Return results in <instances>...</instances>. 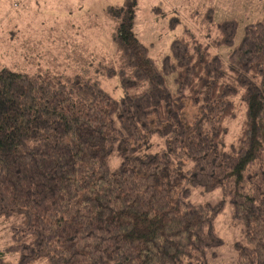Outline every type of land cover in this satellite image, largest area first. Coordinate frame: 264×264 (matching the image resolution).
I'll return each mask as SVG.
<instances>
[{
	"label": "trees",
	"instance_id": "obj_1",
	"mask_svg": "<svg viewBox=\"0 0 264 264\" xmlns=\"http://www.w3.org/2000/svg\"><path fill=\"white\" fill-rule=\"evenodd\" d=\"M137 11V0L107 7L114 61L0 71V219L14 239L0 264H210L224 200L193 202L196 186L220 188L242 223L235 264H264V19L234 43L236 19L210 9L218 35L185 29L159 65ZM114 77L120 97L102 85ZM236 97L246 118L227 145Z\"/></svg>",
	"mask_w": 264,
	"mask_h": 264
},
{
	"label": "rangeland",
	"instance_id": "obj_2",
	"mask_svg": "<svg viewBox=\"0 0 264 264\" xmlns=\"http://www.w3.org/2000/svg\"><path fill=\"white\" fill-rule=\"evenodd\" d=\"M124 0H0V71L3 68L35 71L40 67H54L58 71L78 72L91 64H104L117 58L112 38L115 22L107 16L109 4ZM137 29L142 40L150 46V54L159 65L170 53L172 39L190 29L204 42L218 35L217 28L208 21L212 9L213 21L236 19L238 26L234 43L243 34L245 25L264 19V0H137ZM173 18L179 21L171 26ZM230 45H221L215 52L227 59ZM171 91H175L174 74L166 75ZM105 89L120 97L123 94L118 77L105 78ZM236 115L225 120L228 129L226 143L240 137L246 118V106L235 98ZM191 201L216 203L224 200L222 211L215 219V231L223 242L209 257L210 264H235L236 244L248 240L240 221L233 220V206L220 188L192 189ZM12 223L0 219V249H7L13 241ZM14 263L18 253L6 251ZM17 264V263H16ZM34 264H46L38 262Z\"/></svg>",
	"mask_w": 264,
	"mask_h": 264
}]
</instances>
